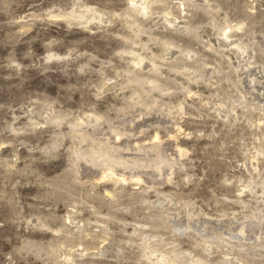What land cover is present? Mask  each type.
<instances>
[{"label":"rangeland","instance_id":"obj_1","mask_svg":"<svg viewBox=\"0 0 264 264\" xmlns=\"http://www.w3.org/2000/svg\"><path fill=\"white\" fill-rule=\"evenodd\" d=\"M0 264H264V0H0Z\"/></svg>","mask_w":264,"mask_h":264}]
</instances>
